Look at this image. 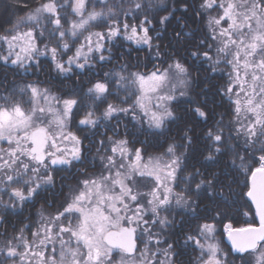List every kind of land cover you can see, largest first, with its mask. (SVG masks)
Listing matches in <instances>:
<instances>
[{
  "label": "snow or ice",
  "instance_id": "snow-or-ice-1",
  "mask_svg": "<svg viewBox=\"0 0 264 264\" xmlns=\"http://www.w3.org/2000/svg\"><path fill=\"white\" fill-rule=\"evenodd\" d=\"M86 0H75L74 12L80 17L78 22L71 25V35L76 36L78 31H84L87 26L101 18L104 13L91 11L85 15ZM135 7L139 9L141 5L136 3ZM204 9H218L220 15L211 17L209 25L213 28V39H219L220 46L217 53L223 54L226 62L231 65L232 73L231 83L226 94L232 93L236 87V99L234 101L237 116L244 112L251 114L250 124L246 128L247 135L256 137L259 133L264 136V0H203L201 5ZM42 14H48L52 17V22L57 29L61 27V20L57 11L55 0L41 4L40 7L28 12L26 17L21 18L24 21H37ZM164 19H167L165 17ZM163 22V21H161ZM126 36L129 40H134L137 44H147L151 46V37L148 34V28L142 23L138 31L135 25L129 26L123 24ZM120 27L113 26L109 29L108 38L116 37L120 34ZM142 33V34H141ZM59 36L64 37V31H59ZM93 36L96 37L95 48H93ZM105 33H90L85 37L88 52L103 51V45L100 41L104 40ZM8 44L9 54L0 57L5 63L9 56L14 58L11 63L23 66L28 60L34 58L39 53L35 43L33 32L27 31L8 36H0ZM22 42L17 44L16 42ZM19 47V52L15 49ZM64 49L68 44L63 45ZM85 45L77 48L73 57L67 61L68 68L63 63L56 61L57 50L51 49L52 59L56 61V67L61 72L70 70L73 63L83 69L88 62L87 55L83 52ZM195 56L196 53H193ZM207 59H212L207 53H204ZM83 56V63L80 62ZM103 60L104 56L101 55ZM219 58L216 63H219ZM177 74H187V69L176 62L171 65ZM136 81L139 83L141 95L137 100L138 106L149 115L150 126L162 128L164 121L173 118V113L166 105L157 104L160 111H151L146 105L149 100V93H159L162 86L168 81V72H152L145 76L135 74ZM123 79V77L121 78ZM183 83V81H181ZM30 95L32 97V106L25 110L19 103L0 105V180L11 186V196L16 200L23 202L35 195L40 184L34 179L41 168L47 170L50 165H71L72 161L79 160L81 141L77 136L70 132H65L67 121L71 117L72 109L77 104L75 99L63 100L62 108H56L58 99L49 96L47 90L41 92L37 87L29 85ZM90 93L98 98L108 92V86L105 83H95L89 89ZM243 93V99H241ZM172 95L157 94L155 99L158 101H169L174 99ZM231 98V97H230ZM41 101L46 106H42ZM128 109L119 108L109 104L104 112L105 118H110L114 113L127 112ZM201 118H207L206 113L199 108L196 109ZM96 119H93V113L89 112L85 118L80 120L81 125L95 126ZM53 125L55 131H51ZM214 141L216 152L220 151V142L222 136L219 133H208ZM65 141L70 142V146L65 145ZM191 141L189 140V143ZM115 147L111 149L116 154L107 158V174H101L99 177L86 179L82 182L80 190L71 201L64 207L63 211L57 213L49 221V224L43 225L33 233L34 239L27 240L21 235L17 238L22 245L23 250H18V246L7 248L9 257H20L27 264H111L113 250L127 255L129 259L123 260L122 264H137L135 260L136 253V231L141 222L144 221V215L148 211L159 219L161 225L168 223L167 218L160 217V210L166 209L172 203V188L168 186L167 181L175 179V172L179 167V158H173L170 163L161 165L160 159L155 162L152 159L145 164H141V150L137 149L130 153L126 147L127 141L121 140L114 142ZM63 145V146H62ZM173 146L168 148L169 153H174ZM119 156L121 163L117 165L116 156ZM134 156V161L125 165L124 159ZM210 155L208 159H212ZM48 163H45V161ZM259 167L251 172V187L247 196L256 205V212L259 216V227L232 228L228 225L226 231L228 239L232 243L233 249L237 253H257L258 248L261 251L257 255V264H264V155L259 157ZM112 169H116L113 173ZM120 169H124L121 171ZM29 173L32 175L30 176ZM163 174V176H162ZM136 176L154 177L156 186L149 192L143 193L136 187ZM51 182V176H48ZM28 184L27 192L21 187H15L17 184ZM204 182L201 181L196 187L199 189ZM210 183V182H209ZM141 196H147V204L150 208L140 202ZM187 203L184 197L177 194L175 203L180 205ZM64 217V223L56 225ZM73 218L75 223L72 222ZM57 231L53 233L52 228ZM214 226L204 224L201 228V235H211L214 232ZM67 234V238H65ZM201 249L205 245L199 240L189 236ZM159 243V241H156ZM59 244L57 249L56 244ZM51 244V249L48 245ZM171 248V245H169ZM218 245L214 243L207 244L208 259L204 264H221L217 259ZM139 264H156L148 255L147 247L140 254ZM162 264H169L168 261Z\"/></svg>",
  "mask_w": 264,
  "mask_h": 264
},
{
  "label": "flooded vegetation",
  "instance_id": "flooded-vegetation-1",
  "mask_svg": "<svg viewBox=\"0 0 264 264\" xmlns=\"http://www.w3.org/2000/svg\"><path fill=\"white\" fill-rule=\"evenodd\" d=\"M164 10L160 14V27L158 32L160 35L157 40V45L162 49V55L151 62L150 67H147L142 59V66L140 74L148 76L152 72H159L158 69H165L166 66L174 62H179L187 69L186 79L191 83L185 93L186 97L178 100L168 101L169 110L173 113L178 111L180 107H189L190 103H194V111L197 108L201 110V106L207 107L211 110L213 105L212 96L214 92H210V85L208 76L203 68V61L200 57H195L196 53L203 48L217 49L218 39H213V28L209 25V19L220 15L218 9H204L201 7L203 0H161ZM167 17V19H164ZM163 21V22H161ZM103 33H107L109 27H102ZM156 37H151V42H154ZM117 38L113 42H105L103 51L104 59L99 61V65L90 64L91 58L87 59L88 62L83 69H73L74 72H82L76 79H72L64 84L63 90H68L75 93L80 89V85L86 87L85 94L91 103L100 102L102 106L94 107L89 105L85 108L81 119L80 116L75 114L78 109L75 105L72 109L71 117L67 121L66 130L74 134L81 141L80 144V159L72 161L71 165H50L47 170L41 168L40 172L43 175L51 176V182L47 181L40 186L35 195L30 199L23 202L16 200L11 196V186L7 185L3 180H0V264H5V241L17 242L18 237L23 230V236L26 239L32 240L33 233L36 232L43 225L49 224V221L57 213L63 211L64 207L71 201V192L73 186L82 183L84 180L89 179L91 176L98 177L102 173L108 172L109 169L105 167L107 158L116 155L112 153L111 149L115 147L114 142L126 140V147L130 153H134L137 149L141 150V157L144 162L149 159L158 157H167L171 160L172 157L178 158L175 151L169 153L168 148L171 146L170 135L175 134L177 126H185V123H173V118L164 121V125L160 130H164L165 137L154 138V134L160 130H156L150 126L144 115L138 113L137 99L141 94L135 88L134 82L136 79L135 74L139 73V55L137 53H130V56L123 55L121 51L120 42ZM205 60V59H204ZM226 60V59H225ZM230 67V64L226 62ZM231 69V67H230ZM229 69V70H230ZM44 72L48 70L45 66H41ZM232 73V70H230ZM45 73L41 75V80L34 82L37 85L44 86L47 84ZM123 77V79H121ZM105 83L108 86V92L101 97L90 93L89 89L95 83ZM50 84V80L48 82ZM203 94L208 98H203ZM109 104L119 108H125L127 112L114 113L110 118H105L104 112ZM178 104V106H176ZM148 107V106H147ZM149 108V107H148ZM141 109V108H140ZM150 109V108H149ZM175 109V110H174ZM142 110V109H141ZM92 112L93 119L97 120L95 126L81 125L80 120L84 119L86 114ZM197 113V112H196ZM140 115V116H139ZM197 134H200V126L197 127ZM199 141V139H198ZM70 146V145H69ZM134 161V156H127L123 163L125 165ZM45 163H48L46 160ZM116 163H121L120 157L116 156ZM143 164V162H140ZM179 160V167L176 171V176L173 181V192L175 195L179 194L184 197L182 189L175 186L176 178L184 169ZM123 170V169H120ZM115 172L116 169H113ZM31 176V173H29ZM163 175V174H162ZM41 177L37 182H41ZM155 182L154 177L136 176V187L139 191L147 193L153 189ZM15 187H21L27 192L28 184H17ZM140 202L145 205V208H150L147 204L149 197L141 196ZM190 207L188 212L191 217L183 218H170V214L180 213L186 214V208ZM202 208H196L195 205L184 202L177 205L172 202L166 209L160 210V217L167 218L168 223L161 225L158 218L155 223L154 216L147 212L144 215V221L141 222L136 231V253L143 244L147 247L149 256L158 260V255L161 253H170L172 264H189L193 260L195 264H204L207 260L195 244L193 240L188 237H194L197 240L201 235V228L199 220L201 219L200 213ZM211 220V219H208ZM206 220V221H208ZM195 221L194 226L192 223ZM65 218L62 217L60 221L55 224L64 223ZM75 223V219L72 220ZM206 224V223H205ZM227 227V226H226ZM53 230H56V227ZM224 236V235H223ZM67 235L65 236V238ZM156 241H159L157 243ZM57 249L59 247L57 246ZM171 245V248H169ZM52 247V245H51ZM114 254H126L113 250ZM157 254L154 256V254ZM9 258V256L6 255Z\"/></svg>",
  "mask_w": 264,
  "mask_h": 264
},
{
  "label": "trees",
  "instance_id": "trees-1",
  "mask_svg": "<svg viewBox=\"0 0 264 264\" xmlns=\"http://www.w3.org/2000/svg\"><path fill=\"white\" fill-rule=\"evenodd\" d=\"M86 0L85 15L92 11L103 12L104 15L96 21L91 22L87 29L78 31L76 36L71 35V25L78 22L80 17L74 12L75 0H55L57 11L61 20V27L57 29L52 22V17L43 14L37 21H24L28 12L48 2V0H0V36H8L26 31L33 32L35 43L38 49L51 53V49L57 50L58 60L67 64L70 57H73L81 41L91 32H103L102 27L118 25L123 27L127 23L130 27L135 25L140 29L143 23L148 28L150 37H156L151 46H135L123 38L120 42L123 55L130 56V53L139 55V73L142 66V59L147 67H150L153 60H157L162 55V49L158 47L157 40L160 35V14L164 10L161 0ZM95 2V3H94ZM136 3L141 7L137 9ZM59 31H64L63 38L59 36ZM67 43L65 50L63 45ZM5 41L0 40V57H4ZM207 53L212 59H207ZM203 61L204 71L208 76L210 92L212 96L213 108L201 106V111L206 113V119L201 118L194 111V103L189 107H180L173 112V123H185V126H177L175 134L170 135L171 146L181 161L184 169L176 178L175 186L182 189L188 202L202 208L200 213L201 224H211L217 231L221 253L218 259L221 264H252L247 256H232L224 246L223 229L231 225L232 228L256 226L257 221L248 200L249 181L251 172L259 167V157L264 155V136L259 133L256 137H249L246 128L250 124L251 116L247 119L237 116L236 105L231 97V93L226 94V90L231 83L230 67L226 64L221 55L217 54L216 49L203 48L197 52ZM220 57V58H219ZM99 56H93L90 64L99 65ZM219 58V63L216 60ZM83 59V58H82ZM205 59V60H204ZM81 62V61H80ZM86 65V64H85ZM41 66L48 70L44 72ZM22 67V66H21ZM20 66L8 65L0 58V105L19 103L22 107L31 106V95L29 85L38 86L40 89L47 90L49 95H53L59 101L75 99L78 109L75 111L77 116L83 115L85 108L89 105L101 107L100 102L91 103L85 94L86 87L80 85V89L71 93L63 90L64 84L72 79L82 76V72L63 75L59 71L52 70V65L47 59L39 63L30 64L22 69ZM45 73L47 84L37 85L41 80V75ZM50 80V84H48ZM42 91V92H43ZM234 91V90H233ZM203 98H208L203 94ZM178 106V104H176ZM175 110V109H174ZM200 126V134H197V127ZM219 133L222 136L220 151L216 152L214 141L208 135L209 132ZM165 137L164 130L154 134V138ZM199 139V141H198ZM189 140L191 141L189 143ZM212 159H208L209 156ZM204 183L199 189L196 185ZM210 182V183H209ZM186 208V214H170V218H189L191 217ZM211 219V220H208ZM208 220V221H206ZM193 225L196 226L197 224ZM7 257L5 256V264ZM189 264H195L190 260Z\"/></svg>",
  "mask_w": 264,
  "mask_h": 264
},
{
  "label": "rangeland",
  "instance_id": "rangeland-1",
  "mask_svg": "<svg viewBox=\"0 0 264 264\" xmlns=\"http://www.w3.org/2000/svg\"><path fill=\"white\" fill-rule=\"evenodd\" d=\"M99 1V0H98ZM97 1V2H98ZM99 2H101L102 3V1H99ZM95 3V2H94ZM92 11V10H91ZM90 11V12H91ZM43 15V14H42ZM42 15L39 17V18H41L42 17ZM103 17V16H102ZM113 26H116V25H111V26H108L109 27V29L110 28H112ZM121 29V31H120V34L119 35H117L116 37H113V38H108V36H107V33H108V31H107V33H105V38H104V40H102V41H100V43L103 45V48H104V43L105 42H113V41H115L117 38H123L125 41H127V42H129V43H131V44H133V45H135V46H146V47H149V45H147V44H143V43H141V44H137L134 40H129V39H127L126 38V36L128 35V34H130V28H129V33H125L124 32V30H123V27L122 28H120ZM140 29H138V31H139ZM27 32V31H26ZM91 33H94V32H91ZM103 33V32H102ZM90 34V33H89ZM89 34H87L86 36H88ZM142 34V33H141ZM95 42H96V37L95 36H93V48H95ZM17 44H19V43H22V42H16ZM217 44H219V39H218V41H217ZM82 45H85V47H84V49H83V52L87 55V59H89V58H93V56H99L100 54H101V51H95V50H93L92 52H88V48H87V45H86V40H85V38L81 41V44L78 46V48H80ZM219 46H220V44H219ZM37 47V46H36ZM38 49V48H37ZM217 50V49H216ZM15 52H19V47H17L16 49H15ZM38 52L39 53H44V54H37V55H34V58L33 59H31V60H28V61H26L25 63H24V65L21 67L20 65H17V64H13V63H11V60L14 58V54H13V56H9V59H8V62L6 63V64H8V65H16V66H20L22 69H24L25 67H28L30 64H33V63H39L41 60H43V59H47L50 63H51V65H52V70H55V71H59L58 69H57V67H56V61H58V62H60L59 60H58V57H56V61H54L53 59H52V54L51 53H46V51H43V50H41V49H38ZM75 53H76V51H75ZM4 57L5 56H8V54H9V48H8V44H7V42H5V52H4ZM218 55H219V53H217ZM75 55V54H74ZM221 55V57L225 60V57L223 56V54H220ZM83 56L81 57V59H80V61H81V63H83ZM220 58V57H219ZM3 60V59H2ZM3 62H4V60H3ZM225 62H226V60H225ZM5 63V62H4ZM60 63H62V62H60ZM176 62H174V63H172V64H169L168 66H166L165 67V69H158L159 70V72H165V71H167L168 72V81L162 86V88L159 90V93H149L148 94V96H149V100H150V102H148L147 103V105L146 106H148L149 108H150V110L151 111H160L161 109H157V107H156V105L157 104H163V105H166L167 107H169V103H168V101H158V100H156L155 99V96L157 95V94H162V95H172V96H174L175 98L174 99H172V100H169V101H173L174 100V102H175V100H178V99H180V98H184V97H186L185 95V93L187 92V90H188V86H189V84L191 83V81L190 80H187L186 79V75H183V74H177L176 73V71H175V69L173 68V67H170L171 65H174ZM65 65V68H68V64H64ZM230 67H231V65H230ZM73 69H80L79 67H77L76 66V64L75 63H73V65L71 66V68H70V70L69 71H67V72H61V71H59L61 74H63V75H69V74H73L74 73V70ZM230 70H232V68L230 69ZM138 74H140V73H138ZM181 81H183V83H181ZM134 85H135V88H136V90L138 91V92H140L141 93V90H140V87H139V83L136 81V79H135V82H134ZM37 88H38V90H40L41 92L43 91L42 89H40L38 86H36ZM29 89V88H28ZM233 92L231 93V98L233 99L232 101H235V99H236V96H235V92L237 91V89H236V87H234L233 88ZM30 92V91H29ZM141 95V94H140ZM140 95H139V97H140ZM49 96H53L54 97V94L53 95H49ZM56 97V96H55ZM139 99V98H138ZM137 99V100H138ZM241 99H243V93H241ZM30 101H31V106H32V102H33V100H32V97H31V99H30ZM59 101V100H58ZM62 102L63 101H59V103H57V104H55V107L56 108H62ZM41 104H42V106H46L45 104H44V102L43 101H41ZM5 105V104H4ZM30 106V107H31ZM25 110H28V107H23ZM138 109H139V111H138V113H140L141 114V116L142 117H144V111L143 110H141L140 109V107L138 106ZM248 115V114H247ZM250 116H251V114H249ZM140 116V115H139ZM245 116H246V114L244 113V112H241V114L239 115V117L240 118H242V120H244V118H245ZM145 117H146V119L145 120H147L148 122H149V119H150V116L149 115H145ZM169 119V118H168ZM167 120V119H166ZM165 120V121H166ZM154 129H155V131L156 130H160L161 128H156V127H154V126H152ZM51 131H55V126L53 125V127H52V129H50ZM65 132H70V131H67L66 129H65ZM65 145H70V142H68V141H65ZM63 146V145H62ZM170 155H172V154H170ZM169 155V156H170ZM169 156H167V157H158V158H161L160 159V163H161V165H163L164 163H170L171 162V160L174 158V157H172L171 158V160H168V158H169ZM156 159L157 158H155V159H153V162H155L156 161ZM141 162H143V164H145L146 162H144V161H141ZM112 171H113V169H112ZM121 171H124V169L123 170H121ZM177 171V170H176ZM113 173H114V171H113ZM105 174H107V172H105ZM32 175V174H31ZM163 176V175H162ZM175 176H176V172H175ZM39 177H41V182H38L39 184H40V186H42V184H44L45 182H47L48 181V176L46 177L45 175H43L42 174V172H39V173H37L36 174V176L34 177V179L35 180H39ZM98 177H99V175H98ZM90 178H93V176H91ZM89 178V179H90ZM173 181L174 180H171V181H167V184H168V186L169 187H171L172 188V202H174L175 201V197H176V195L174 194V192H173ZM156 186V181L154 182V186H153V188ZM82 187H83V185H82V183H79V184H76L75 186H73V188L70 190V191H72L71 192V199L80 191V190H82ZM38 189V188H37ZM185 201H187L186 200V198L184 199ZM183 203V202H182ZM181 203V204H182ZM185 205L186 204H188V201H187V203H184ZM151 213V212H150ZM152 214V213H151ZM154 222L155 223H158L157 221H156V217H154ZM157 220H159V219H157ZM59 225V224H58ZM257 226V225H256ZM256 226H254V227H256ZM42 227H40L39 229H41ZM55 227H53L52 229H54ZM226 230V227L223 229V235H224V231ZM37 231V230H36ZM57 231V228H56V230H53V233H55ZM216 234H217V231L216 230H214V232L209 236V235H207V234H205V235H200L199 236V241H200V243L201 244H203V245H205V248L202 250L201 249V247H199L195 242H193V244H195L196 245V247L204 254V255H206V257H207V259H208V252H207V244H209V243H214V244H216V245H218V249H219V251H218V253H217V256H219V254L221 253V249H220V244H219V239L217 238V236H216ZM67 234H65V236H66ZM224 237V236H223ZM67 238V237H66ZM34 239V237L32 236V240ZM27 240H29V239H27ZM31 240V241H32ZM197 240V239H196ZM30 241V240H29ZM145 244H143V246H141L140 247V249H139V251H138V254L134 257L135 258V260L137 261V264H139V260H140V258H141V253H143L144 252V250H145V246H144ZM10 245H9V242H7L6 243V241H5V256L7 255V248L9 247ZM11 246H18V250H20V251H22L23 250V248H22V245H20V242L18 241V243L15 241V242H11ZM58 247H59V244L57 245ZM48 248L49 249H51V244H49L48 245ZM259 251H261V249H258V251H257V253H252V254H250V255H248L247 256V258H248V260L252 263V264H257V255H258V252ZM149 255V254H148ZM157 254L155 253L154 254V256H156ZM8 256V255H7ZM159 257H158V260H160V262L161 263H159V264H162V262H165V261H168L169 262V264H172V260H171V255H170V253L167 255L166 253H161V254H159L158 255ZM152 259H153V257H151ZM127 259H129L128 257H125V256H123V255H117V254H114V253H112V257H111V264H122V261L123 260H127ZM156 259L157 258H155V259H153L155 262H156ZM217 259H218V257H217ZM6 264H27V261L25 260V261H22L21 259H20V257H7V263ZM156 264H158L157 262H156Z\"/></svg>",
  "mask_w": 264,
  "mask_h": 264
},
{
  "label": "water",
  "instance_id": "water-1",
  "mask_svg": "<svg viewBox=\"0 0 264 264\" xmlns=\"http://www.w3.org/2000/svg\"><path fill=\"white\" fill-rule=\"evenodd\" d=\"M249 185H250V187H251V178H250ZM248 200H249V202H250V204H251V206H252V209H253V211H254V214L256 215L257 224H258L257 227H259V222H260V221H259V216L257 215V212H256V205H255V203L251 200V198L248 197ZM225 233H227V231H225ZM224 243H225V246H227V247L229 248V250L231 251V254L234 255V256H243V255H246V254L251 253V252H249V253H237V252L233 249L231 241L228 239V234L225 235ZM262 243H264V242H262Z\"/></svg>",
  "mask_w": 264,
  "mask_h": 264
},
{
  "label": "bare ground",
  "instance_id": "bare-ground-1",
  "mask_svg": "<svg viewBox=\"0 0 264 264\" xmlns=\"http://www.w3.org/2000/svg\"><path fill=\"white\" fill-rule=\"evenodd\" d=\"M249 189H250V187H249Z\"/></svg>",
  "mask_w": 264,
  "mask_h": 264
}]
</instances>
